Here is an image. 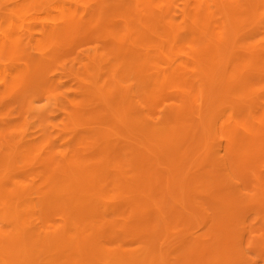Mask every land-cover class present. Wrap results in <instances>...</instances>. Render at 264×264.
I'll return each mask as SVG.
<instances>
[{
  "label": "rangeland",
  "instance_id": "1",
  "mask_svg": "<svg viewBox=\"0 0 264 264\" xmlns=\"http://www.w3.org/2000/svg\"><path fill=\"white\" fill-rule=\"evenodd\" d=\"M133 1L0 0V264H264V0Z\"/></svg>",
  "mask_w": 264,
  "mask_h": 264
},
{
  "label": "bare ground",
  "instance_id": "2",
  "mask_svg": "<svg viewBox=\"0 0 264 264\" xmlns=\"http://www.w3.org/2000/svg\"><path fill=\"white\" fill-rule=\"evenodd\" d=\"M130 1V0H129ZM133 1V0H132ZM140 2H142V4L141 3H139L138 2V4H140L142 7L144 6V4H148V6H153L152 4H151V2H154L155 0H151L150 1V3H147V2H149V0L147 1V0H145V1H142V0H139ZM134 2V1H133ZM88 3H90V1L88 2ZM134 4H135V2H134ZM149 4H151V5H149ZM69 5V4H68ZM138 6V5H137ZM147 6V5H146ZM90 7H91V5H90ZM220 7V6H219ZM92 8V7H91ZM150 8V7H149ZM148 8V9H149ZM157 8V7H156ZM135 9V8H134ZM138 9V8H137ZM139 9H141L140 7H139ZM148 9H146V10H148ZM154 9V8H153ZM152 9V10H153ZM160 9V8H159ZM158 9V10H159ZM165 9V8H164ZM70 10V9H69ZM150 10V9H149ZM148 10V12H146V14H148L150 11ZM157 10V11H158ZM166 10V9H165ZM91 11V10H90ZM133 11V10H132ZM134 12H135V10H134ZM137 13H135V14H138L139 15V10L138 11H136ZM155 12V11H154ZM160 13V12H159ZM161 14V13H160ZM7 15V14H6ZM134 15V14H133ZM136 17H138L137 15H136ZM74 17L72 16V18H71V21H73L74 19H73ZM139 18V17H138ZM14 19V18H13ZM139 19H137V21H138ZM186 20V19H185ZM136 21V22H137ZM140 22V21H139ZM75 23H78V22H76L75 21ZM74 23V24H75ZM126 23V22H125ZM9 24V23H8ZM62 24V23H61ZM120 24V23H119ZM124 24V23H123ZM139 24V23H138ZM60 25V24H59ZM53 26V25H52ZM113 26V25H112ZM124 26V25H123ZM138 26V25H137ZM141 26V25H140ZM184 26V25H183ZM187 26V25H186ZM125 27H127V25H125ZM136 27V26H135ZM139 28V27H138ZM53 29H55V28H53ZM52 29V30H53ZM123 29V28H122ZM28 31H30V30H28ZM54 31V33L55 34H57L56 32H57V30H53ZM97 31V30H96ZM51 32V31H50ZM49 32V33H50ZM127 32V31H126ZM259 32V31H258ZM9 34V33H8ZM96 34V33H95ZM171 35V36H170ZM169 35V38H171L170 39V41L172 40V39H174V40H172V42L173 41H175V38H174V36L172 35V32H171V34ZM173 36V37H172ZM233 36V35H232ZM14 37V36H13ZM12 37V38H13ZM194 37H196V36H192V40H193V38ZM49 38V37H48ZM52 38V37H51ZM168 38V39H169ZM195 39H198V37L197 38H195ZM194 39V40H195ZM14 40V41H13ZM13 40L11 39L10 41H9V44H6L5 46L6 47H8V48H11L10 50H14L17 46H19L18 45V43L16 42V40L13 38ZM52 40H53V38H52ZM193 40V41H194ZM209 40V39H208ZM197 40H195V42H196ZM31 42V41H30ZM176 42V41H175ZM175 42H173V45H175L174 43ZM189 42V41H188ZM197 42H199V41H197ZM171 44V42L169 43V45ZM237 44V43H236ZM2 46V45H1ZM5 47V48H6ZM170 47H171V45H170ZM7 48V49H8ZM176 48V47H175ZM194 48V47H193ZM249 49V48H248ZM178 50V49H177ZM194 50V49H193ZM250 50H255L256 51V49H250ZM248 53H249V50H246ZM253 51H251V54L250 55H248V56H252V59H253V61H252V63L253 62H255L254 60L256 59L257 60V58L255 57V56H257V54H255V53H257V52H253ZM8 52V51H7ZM253 53V54H252ZM255 54V55H254ZM253 56L255 57V58H253ZM237 58V57H236ZM250 58L251 57H249V60H250ZM224 61V60H223ZM251 61V60H250ZM46 63V62H45ZM204 65H205V63H204ZM208 67V66H207ZM176 69V68H175ZM175 69H172V70H170V73H171V71H172V73H171V75L172 74H174V73H176L175 72ZM177 70H178V68H177ZM176 70V71H177ZM179 71V70H178ZM177 71V73H176V76H177V74L178 75H180L179 74V72ZM160 72V76H159V74H158V72H156V74H158V78L156 77V78H154V77H148L149 79H148V81H147V83H145V84H141V85H139V86H137V96H139V98H141V100H145V101H149V102H151V101H153L155 98L154 97H157L159 94L161 95L162 93H160V91H164L163 90V88L165 87V85H166V83H167V86H168V84H169V80H168V78L170 79L171 77L173 78V76H174V80H175V78H177V77H175V75H172L171 77H166V76H168V75H165L164 73H162L161 71H159ZM194 72V71H193ZM168 73H169V71H168ZM197 73V72H196ZM196 73H195V75H196ZM212 73V72H211ZM167 74V73H166ZM199 75V74H198ZM188 76V75H187ZM113 77H115V75L113 76ZM196 77H199V80H200V77L201 76H197L196 75ZM40 78V77H39ZM151 78V79H150ZM20 79V78H19ZM115 79V78H114ZM183 79V78H182ZM198 79V78H197ZM216 79V78H215ZM41 80V79H40ZM167 80H168V82H167ZM198 80V81H199ZM116 81V80H115ZM197 81V82H198ZM143 83V82H142ZM199 83V82H198ZM240 86V85H239ZM166 88V87H165ZM167 89V88H166ZM174 90V89H173ZM133 91V90H132ZM179 92H180V89H179ZM182 92V91H181ZM180 92V93H181ZM256 92V91H255ZM158 93V95L156 96L155 94H157ZM184 93H185V91H184ZM190 93V92H189ZM187 94H188V92H187ZM191 94V93H190ZM155 95V96H154ZM180 95V94H179ZM182 95V94H181ZM256 95V94H255ZM138 100H139V98L138 97H136ZM190 98V97H189ZM136 99V100H137ZM144 101V102H145ZM155 101L156 100H154V103H155ZM241 101V100H240ZM249 101V100H248ZM94 102V101H93ZM143 103V102H142ZM154 103H150V104H154ZM134 104V103H133ZM147 105V104H146ZM217 105V104H216ZM240 105H242L241 104V102H240V104H236V105H234L233 107H231L230 108V110H231V112L228 114V115H226V112H223L222 114H220V115H218L217 116V118H215L216 120H213L214 118H212V119H210V125L208 124V121H207V123H206V126H210L211 128H210V131H212V129L214 130V131H219L220 132V134H223L224 136H225V138L228 140V142H229V145L230 146H236L237 148H239V147H252L253 146V144H256L257 143V141H261V138L262 137H264V133H262V129H264V124H262L261 122H258V121H254V122H252V124H250L249 123V121H246V119H245V117H247L246 116V114H245V116L243 115V113H242V111H243V106H244V104L242 105V108L240 107ZM151 106V105H150ZM248 106V105H247ZM250 106V105H249ZM146 108V107H145ZM246 109V108H245ZM251 109V108H250ZM258 111V110H257ZM258 114V113H257ZM143 115V114H142ZM249 115V119L251 118L252 119V117H251V112L248 114ZM191 118V117H190ZM250 119V120H251ZM255 119V118H254ZM213 120V121H212ZM262 120V119H261ZM262 121H264V120H262ZM248 122V123H247ZM208 124V125H207ZM155 125V124H154ZM156 126V125H155ZM205 126V125H204ZM255 126H258V129H257V127H255ZM207 128V127H206ZM205 128V129H206ZM137 129V128H136ZM151 129H152V127H151ZM207 129H209V128H207ZM206 129V130H207ZM148 131H149V129H147ZM147 130H146V132H147ZM204 131V132H207L208 134H210L209 132L210 131ZM254 130V131H253ZM204 132H203V134H204ZM211 133H213V132H211ZM217 133V132H216ZM140 134V133H139ZM153 135V134H152ZM168 135V134H167ZM223 136V137H224ZM153 137V136H152ZM163 137V136H162ZM164 137H165V135H164ZM223 138L222 136H220L219 135V138ZM262 139H264V138H262ZM222 141H224V140H222ZM256 142V143H255ZM155 143V142H154ZM229 148V147H228ZM231 148H233L234 149V147H231ZM241 148V149H242ZM247 148V149H248ZM254 148H256V147H253L252 149H254ZM236 149V148H235ZM250 149V148H249ZM257 149V148H256ZM259 147H258V150H257V152L259 153ZM126 150V149H125ZM246 149H244V151H245ZM240 151H243V150H237L236 152L238 153L237 155H240ZM243 151V152H244ZM247 151V150H246ZM261 151H264V148H262L261 149ZM153 152V151H152ZM226 152H228V151H226ZM230 152H232V151H230ZM229 152V153H230ZM236 152H234V154H236ZM254 152V151H253ZM155 153V152H154ZM233 153V152H232ZM227 154V153H226ZM251 154V153H250ZM253 154V153H252ZM259 154H261V153H259ZM236 155V156H237ZM243 155H245V154H242V157L241 158H244V156ZM247 155V154H246ZM249 155V154H248ZM255 155H256V151H255ZM254 155V156H255ZM229 156V155H228ZM253 156V155H252ZM253 156V157H254ZM229 157H231V156H229ZM238 157V156H237ZM253 159V158H252ZM237 160V159H236ZM235 160V161H236ZM241 160V159H240ZM239 160V161H240ZM245 160V159H244ZM234 161V160H233ZM232 161V162H233ZM243 160H241V162H242ZM245 161H248V160H245ZM249 161H250V159H249ZM256 162V161H255ZM245 163H247V162H245ZM242 164V163H241ZM237 165V164H236ZM238 165H239V163H238ZM246 165V164H245ZM245 168H250V167H248V166H245ZM245 171V170H244ZM3 183V182H2ZM3 192V191H2ZM13 192V191H12ZM13 194V193H12ZM230 200V199H229ZM9 202V201H8ZM6 204H7V202H6ZM237 204V203H236ZM65 205V204H64ZM232 205V204H231ZM235 206V205H234ZM230 209V208H229ZM232 217H234V215H232ZM235 218V217H234ZM233 218V220L235 221V223H237V221L235 220ZM238 219V218H237ZM239 220V219H238ZM233 221V222H234ZM165 223V222H164ZM80 225V224H79ZM81 226V225H80ZM74 227V226H73ZM219 230H222V228L220 227V229ZM67 232V231H66ZM92 235V234H91ZM100 238V237H99ZM90 242V241H89ZM76 244V243H75ZM78 245V244H77ZM24 246V245H23ZM74 246V245H73ZM77 247V246H76ZM79 247V246H78ZM97 254H98V252H96Z\"/></svg>",
  "mask_w": 264,
  "mask_h": 264
}]
</instances>
